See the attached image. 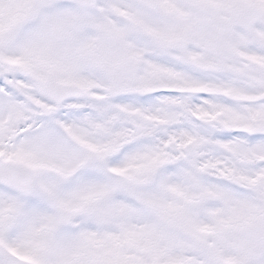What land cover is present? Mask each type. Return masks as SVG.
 <instances>
[{"label":"snow or ice","instance_id":"obj_1","mask_svg":"<svg viewBox=\"0 0 264 264\" xmlns=\"http://www.w3.org/2000/svg\"><path fill=\"white\" fill-rule=\"evenodd\" d=\"M0 264H264V0H0Z\"/></svg>","mask_w":264,"mask_h":264}]
</instances>
